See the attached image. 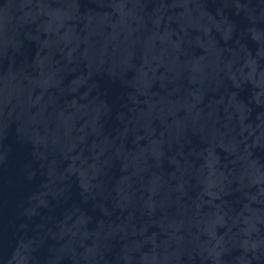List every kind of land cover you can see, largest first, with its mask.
<instances>
[{
	"label": "water",
	"instance_id": "1",
	"mask_svg": "<svg viewBox=\"0 0 264 264\" xmlns=\"http://www.w3.org/2000/svg\"><path fill=\"white\" fill-rule=\"evenodd\" d=\"M0 264H264V0H0Z\"/></svg>",
	"mask_w": 264,
	"mask_h": 264
}]
</instances>
